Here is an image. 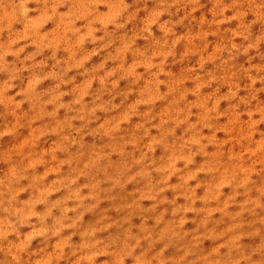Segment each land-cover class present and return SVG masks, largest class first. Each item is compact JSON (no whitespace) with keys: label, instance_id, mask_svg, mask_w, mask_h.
Wrapping results in <instances>:
<instances>
[{"label":"rangeland","instance_id":"obj_1","mask_svg":"<svg viewBox=\"0 0 264 264\" xmlns=\"http://www.w3.org/2000/svg\"><path fill=\"white\" fill-rule=\"evenodd\" d=\"M0 264H264V0H0Z\"/></svg>","mask_w":264,"mask_h":264},{"label":"bare ground","instance_id":"obj_2","mask_svg":"<svg viewBox=\"0 0 264 264\" xmlns=\"http://www.w3.org/2000/svg\"><path fill=\"white\" fill-rule=\"evenodd\" d=\"M129 180V178H127Z\"/></svg>","mask_w":264,"mask_h":264}]
</instances>
